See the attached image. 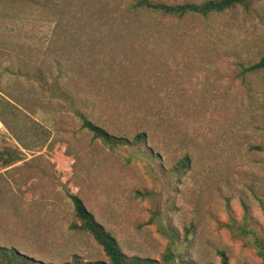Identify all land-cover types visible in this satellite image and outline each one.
<instances>
[{
	"label": "rangeland",
	"instance_id": "obj_1",
	"mask_svg": "<svg viewBox=\"0 0 264 264\" xmlns=\"http://www.w3.org/2000/svg\"><path fill=\"white\" fill-rule=\"evenodd\" d=\"M130 2L0 0V157L25 156L0 159V246L44 264L109 262L73 228L72 194L127 256L166 253L157 203L195 264H263L238 228L264 240V72L244 80L238 64L264 56V0L183 20L129 14ZM80 115L130 140L146 132L163 173L106 148Z\"/></svg>",
	"mask_w": 264,
	"mask_h": 264
},
{
	"label": "trees",
	"instance_id": "obj_2",
	"mask_svg": "<svg viewBox=\"0 0 264 264\" xmlns=\"http://www.w3.org/2000/svg\"><path fill=\"white\" fill-rule=\"evenodd\" d=\"M261 0H207L203 3H183V4H167L156 0H131L127 11L129 14H143L146 13L149 16H157L163 19H176L183 20L189 17L194 18H208L211 15L223 14L228 11L241 8L245 12H250L254 4ZM240 69V77L247 79L249 76H257L261 72H264V56L257 62L242 61L238 64ZM83 127L90 131L94 138L99 140L106 148L111 151H123L127 155L128 161L131 157L142 156L149 162V165L153 171L158 174H162L163 170L159 164L160 156L153 154L154 152L146 147V143L149 141V135L146 132L140 133L132 140L111 134L103 127L93 123L85 116L80 115ZM0 119L2 123L7 126V121L3 118L0 112ZM25 158L24 154L16 152H3L0 159L3 165H11L13 163L22 161ZM191 160L187 156L182 159L177 166L171 172V176L182 175L185 170L189 169ZM166 175L162 176L165 177ZM166 179V178H164ZM150 197L154 199L155 193L147 194L144 197ZM76 217L80 221V225L73 226V228L79 231L89 233L95 240L104 248L109 262L104 261H84L79 256H74L71 262L65 264H195L190 258H188V247L192 244L190 242L189 233L182 235L178 230L171 226V221L168 217V212L162 209L161 204H155L152 212V218L150 224H156L158 231L168 240V247L166 253L160 260L151 258H142L139 256H127L119 248L116 240L110 233L106 232L102 225H100L90 213L83 200L77 196L69 194ZM261 207L264 211V203L259 200ZM240 233L247 238L255 250L258 256L264 264V240L255 233L250 227L249 222L246 221L245 225L240 226ZM222 256L221 264H229L228 258L224 253H220ZM0 263L1 264H44L42 262L35 261L32 258L21 254L16 249H8L0 246Z\"/></svg>",
	"mask_w": 264,
	"mask_h": 264
}]
</instances>
